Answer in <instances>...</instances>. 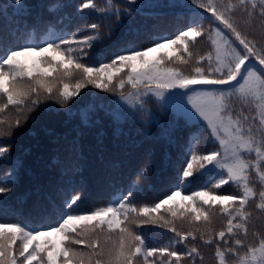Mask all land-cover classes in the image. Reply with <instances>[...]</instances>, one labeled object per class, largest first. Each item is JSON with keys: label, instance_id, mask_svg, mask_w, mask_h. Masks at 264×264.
<instances>
[{"label": "snow or ice", "instance_id": "obj_1", "mask_svg": "<svg viewBox=\"0 0 264 264\" xmlns=\"http://www.w3.org/2000/svg\"><path fill=\"white\" fill-rule=\"evenodd\" d=\"M131 3L135 5L136 0ZM193 5L186 26L174 36L157 34L146 48L124 45L108 53L107 62L101 59L92 66L79 61L88 54L85 50L100 40L98 23L86 26L97 30L94 34L78 39L77 34L85 29L56 32L49 22L45 24L46 36L39 42H33L32 32L27 29L22 37L18 28L0 27V114L10 106L21 113L31 111L41 98H55L66 105L89 84L103 91L118 88L123 99L139 103L142 95L152 93L165 100L167 93V105L180 108L198 124L204 122L218 144L215 150L197 153V135L189 145L175 188L152 206L130 203V188L107 206L81 213L78 202H82V192L73 189L60 205L53 204L50 209L37 206L39 219L35 226L26 221L0 222V264H136L137 258H142L144 264H181L182 259L200 256L196 247L183 253L169 247H149L133 230L136 224L161 222L175 233L177 242L189 237L195 240L196 233H200L205 244L211 245L218 237L223 241V245L216 244L218 264H264V233L253 231L252 241L246 243L253 220L250 202L264 217V46L258 47L245 31L257 25L264 32V0H189L186 6ZM11 7L22 13L27 5L23 0H12ZM74 7L81 18L109 11L95 0H80ZM85 9L90 11L85 13ZM112 14L119 19L118 13ZM200 37L211 46L206 55L193 51ZM193 61L195 65L187 74L167 63L187 65ZM203 62L206 68L201 66ZM76 71L81 77L74 84L63 82L58 87L54 73L69 79ZM126 84L135 90L128 96L122 91ZM198 85L227 87H195ZM177 89L184 91H173ZM233 98L241 104L238 114L231 104ZM20 124L19 117L0 115V136L11 135ZM7 151L0 146V156ZM148 172L145 167L137 180ZM197 179L205 180L207 190L185 194L184 188H190ZM4 183L15 184L16 176H9ZM225 185L235 187L236 193L215 191ZM11 191L10 187L0 186V194ZM162 209L168 217L160 214ZM212 209L219 210L223 221L219 231ZM49 217L53 222L45 223ZM177 220L189 225V230H177ZM228 255L233 259H227Z\"/></svg>", "mask_w": 264, "mask_h": 264}, {"label": "trees", "instance_id": "obj_2", "mask_svg": "<svg viewBox=\"0 0 264 264\" xmlns=\"http://www.w3.org/2000/svg\"><path fill=\"white\" fill-rule=\"evenodd\" d=\"M95 2L101 7H107L108 13L98 12L81 18L74 7L80 0H23L27 7L22 13H18L11 7L12 0H0V16H7L9 22L17 26L16 29L20 27L32 32L38 28L40 39L45 38V24L49 22L56 32L63 30L75 33L78 28L85 29L77 34L78 39L97 31L88 29L87 25L100 24V40L94 42L91 49H86L88 54L79 61L92 66L97 65L101 59L107 62L108 53L115 52L124 45L146 48L157 34L174 36L186 26L187 18L195 9L194 5L191 8L186 6L189 0H136L135 5L131 0ZM138 5L143 7L133 10ZM89 11L84 10L85 13ZM112 13H118L119 19ZM237 15L240 13L237 12ZM245 31L255 38L263 35L257 25ZM32 40L34 41L33 36ZM192 48L198 55H206L212 50L205 37L197 38ZM167 63L180 67L186 74L193 68L192 62L187 65ZM201 66L206 68L207 63L203 62ZM126 72L127 69L116 79L123 77ZM74 73L75 79L71 76V82L63 79L59 73H54L58 87L63 82L74 84L81 77L79 71ZM90 86L89 84L81 89L80 95L66 105L55 98H41L40 103L31 111L25 109L21 113L16 111L15 106H10L5 113L0 114L10 119L19 117L21 120L20 126L14 127L11 135L0 136V146L8 149L4 156H0V164L6 160H12L11 164H15L20 160L28 165L23 176L15 175V184H34L37 185V190L43 192L38 198H24L27 194L32 195V189H29L20 198L14 199L13 202L18 205L16 215L38 221L37 206L50 209L53 204L60 205L73 189L82 192V202H78L81 213L107 206L121 194L126 195L130 188L133 191L130 203L136 207L152 206L175 188L176 177L187 159L189 145L197 135L199 142L194 146L197 153L204 154L217 149L211 136H208L209 131L201 123H188L169 108L157 103L150 94L142 95V103H139L135 99H123L118 88L115 91H103ZM122 91L124 96H128L135 90L126 84ZM55 95L54 90L53 97ZM231 104L238 114L240 101L233 98ZM245 114H248L247 109ZM145 167L149 168V172L137 180V175ZM204 184V179H197L190 188H184V193L207 190ZM13 185L8 184L6 187ZM256 188L259 191L258 183ZM215 191L218 194H235L237 189L232 185H225ZM248 207L253 213V220L246 243L252 241L253 231L264 233V217L253 203L250 202ZM212 211L216 213L214 224L219 231L224 226L223 221L218 209ZM168 216L169 214L165 215ZM50 222H53L51 217L45 219V223ZM175 226L182 232L189 230V225L179 220ZM133 230L143 236L149 247H169L170 250L182 253L196 247L200 256L182 259L181 264H218L216 244L219 242L223 245L218 237L214 238L211 245L205 244L200 233H196L195 240L189 237L187 241L177 242L175 233L168 226H163L162 222L136 224L133 225ZM229 243L232 241L229 240ZM157 258L158 256L149 259ZM164 259L168 258L165 256ZM227 259L231 260L233 257L228 255ZM139 260L140 264H144L142 258H137V262Z\"/></svg>", "mask_w": 264, "mask_h": 264}, {"label": "rangeland", "instance_id": "obj_3", "mask_svg": "<svg viewBox=\"0 0 264 264\" xmlns=\"http://www.w3.org/2000/svg\"><path fill=\"white\" fill-rule=\"evenodd\" d=\"M247 32V31H246ZM248 34V36H249V38L250 39H256L255 41L257 42V39H258V43H257V46L258 47H260V46H264V32H263V35H261V37H259V38H255L252 34H250V33H247ZM262 40V41H261ZM191 65H192V67H194V65H195V62L193 61L192 63H191ZM72 77H73V79H75V73L72 75ZM69 80V82H71V78H69L68 79ZM200 85H198V86H195V87H197V88H200L199 87ZM90 87H93L92 85L90 86ZM173 91H184V90H180V89H177V90H173ZM151 95H152V97L157 101V102H160L161 104H163L164 106H167V107H169V108H171L172 110H173V112H174V114L176 115V116H181L182 118H185L188 122H191V123H196L195 121H192L180 108H178V107H171V106H168L167 105V103H166V98H167V93L165 94V100H161V99H159V98H157L154 94H152V93H150ZM202 125H203V127H204V129H206L207 131H209V129L207 128V125L204 123V122H200ZM208 136H211V138H212V141H213V144L216 146V148H218V144L215 142V139H214V137L211 135V133H210V131H209V135ZM255 182V181H254ZM258 190H259V188H258ZM163 210V209H162ZM161 215H163V216H165V215H168V213H166L164 210L163 211H161V213H160ZM149 224H151V223H149ZM19 246V244L17 245V247ZM136 264H140V260H139V262H137L136 261Z\"/></svg>", "mask_w": 264, "mask_h": 264}]
</instances>
